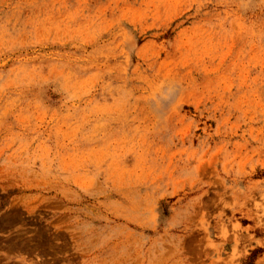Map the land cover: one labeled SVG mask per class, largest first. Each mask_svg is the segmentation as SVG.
Returning a JSON list of instances; mask_svg holds the SVG:
<instances>
[{"label":"rangeland","instance_id":"374dc122","mask_svg":"<svg viewBox=\"0 0 264 264\" xmlns=\"http://www.w3.org/2000/svg\"><path fill=\"white\" fill-rule=\"evenodd\" d=\"M0 264H264V0H0Z\"/></svg>","mask_w":264,"mask_h":264}]
</instances>
